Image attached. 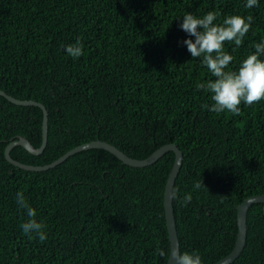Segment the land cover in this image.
<instances>
[{
  "label": "trees",
  "instance_id": "16d2710c",
  "mask_svg": "<svg viewBox=\"0 0 264 264\" xmlns=\"http://www.w3.org/2000/svg\"><path fill=\"white\" fill-rule=\"evenodd\" d=\"M245 4L0 0V88L49 110L44 152L18 145L12 156L47 164L79 144L103 139L145 158L176 143L184 153L173 200L181 252L198 251L203 264L216 263L235 247L238 205L264 194V99L242 103L239 116L204 108L211 93L197 84L215 77L183 44L188 34L180 23L189 12L203 17L218 11V20L251 15L242 45L225 44L235 70L264 39V0L251 9ZM77 40L83 55L72 58L66 47ZM42 120L41 107L0 95V264H167L165 188L174 151L143 167L98 147L48 171L8 161L5 147L19 135L40 146ZM202 180L207 188L194 189ZM21 191L46 225L43 242L20 227L29 219L17 203ZM231 264H264V202L250 206L247 243Z\"/></svg>",
  "mask_w": 264,
  "mask_h": 264
},
{
  "label": "clouds",
  "instance_id": "9594fccd",
  "mask_svg": "<svg viewBox=\"0 0 264 264\" xmlns=\"http://www.w3.org/2000/svg\"><path fill=\"white\" fill-rule=\"evenodd\" d=\"M257 5L258 0H246L245 7L251 9ZM220 16L221 13L218 11H208L203 17L191 12L185 14L180 28L188 34V38L183 44L187 46L193 58H201L202 64L215 77L197 84L198 89L211 93V105L205 104L203 107L216 114L228 112L239 116L242 103L251 106L264 99V58H261L264 57V39L256 43L255 51L250 52L238 68L233 70L230 64L234 57L225 50V44L234 43L237 48L240 47L252 26L253 17L235 14L218 20ZM83 49L84 45L77 40L75 44L66 47V52L72 58H79L83 55ZM202 186L206 187L203 180L197 181L193 187L200 189ZM16 198L19 206L26 210L29 217L20 226L23 232L29 234L30 239L38 237L41 242L45 241L46 225L36 219L37 210L28 205L22 191L17 193ZM191 200V192L183 196L185 206ZM159 254L166 255L163 250H159ZM174 261L175 264H203L198 251H177L174 254Z\"/></svg>",
  "mask_w": 264,
  "mask_h": 264
},
{
  "label": "water",
  "instance_id": "95a60500",
  "mask_svg": "<svg viewBox=\"0 0 264 264\" xmlns=\"http://www.w3.org/2000/svg\"><path fill=\"white\" fill-rule=\"evenodd\" d=\"M0 95H4L10 101L21 104V105H37L41 107L43 110V120H42V142L40 146L36 147L30 139L23 135H19L17 138H14L8 142L5 147V156L8 161L11 163L24 168L26 170L32 171H44L48 170L52 167H55L65 161L69 156L72 154L93 148H104L112 152L118 158H120L124 163L132 165V166H148L155 163L159 160L167 151H174L175 153V160L173 167L170 171V174L167 179L166 188H165V210H166V219H167V226L169 232V239H170V255L167 261V264H175L174 261V254L179 251L181 252V240L179 237V232L177 228V220L175 215V207L173 204V193H174V186L176 183V179L179 175V172L182 168L184 162V153L182 149L174 142L165 143L155 149L149 156L145 158H138L133 157L126 153L124 150L119 148L117 145L103 140V139H94L82 144H79L64 154L59 156L57 159L53 160L47 164H30L20 161L14 158L11 154L12 149L15 146L21 145L24 146L28 151L33 154L39 155L44 152L48 144L49 138V110L47 106L38 100L35 99H23L16 97L6 90L0 88ZM255 202H264V194H254L250 195L245 198L239 205H238V232H237V240L235 247L233 248L230 253H228L225 257L221 258L214 264H231L243 251L247 243V236H248V211L250 206Z\"/></svg>",
  "mask_w": 264,
  "mask_h": 264
},
{
  "label": "bare ground",
  "instance_id": "6f19581e",
  "mask_svg": "<svg viewBox=\"0 0 264 264\" xmlns=\"http://www.w3.org/2000/svg\"><path fill=\"white\" fill-rule=\"evenodd\" d=\"M202 12V11H201ZM149 20V19H148ZM249 112V111H248ZM15 118V117H14ZM48 171V170H47Z\"/></svg>",
  "mask_w": 264,
  "mask_h": 264
}]
</instances>
